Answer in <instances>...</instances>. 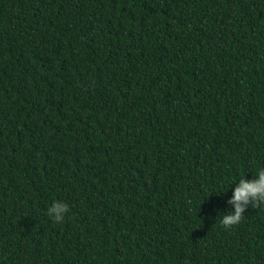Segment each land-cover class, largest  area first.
Listing matches in <instances>:
<instances>
[{"label":"trees","instance_id":"trees-1","mask_svg":"<svg viewBox=\"0 0 264 264\" xmlns=\"http://www.w3.org/2000/svg\"><path fill=\"white\" fill-rule=\"evenodd\" d=\"M260 170L264 0H0V264H264Z\"/></svg>","mask_w":264,"mask_h":264},{"label":"clouds","instance_id":"clouds-1","mask_svg":"<svg viewBox=\"0 0 264 264\" xmlns=\"http://www.w3.org/2000/svg\"><path fill=\"white\" fill-rule=\"evenodd\" d=\"M229 203L234 205L235 211L220 218V223L225 229H232L239 225L244 219V213L249 205L252 208H257L264 204V170H260L258 178L251 182L247 179H241L239 186L235 189L234 198ZM68 211L69 208L66 203L55 202L48 209V215L55 223H62Z\"/></svg>","mask_w":264,"mask_h":264}]
</instances>
